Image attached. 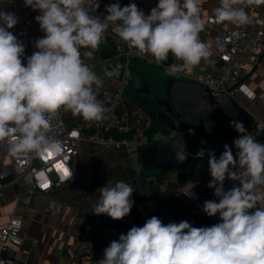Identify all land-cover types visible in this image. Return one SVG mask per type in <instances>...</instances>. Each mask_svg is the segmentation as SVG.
Segmentation results:
<instances>
[{
	"label": "clouds",
	"instance_id": "1",
	"mask_svg": "<svg viewBox=\"0 0 264 264\" xmlns=\"http://www.w3.org/2000/svg\"><path fill=\"white\" fill-rule=\"evenodd\" d=\"M254 3L264 0H220L215 20L245 25V8ZM24 6L40 12L35 20L45 33L35 41L38 51L26 66L21 59L25 45L8 30L18 17L0 10V143L6 142L14 156L59 154L61 144L49 133L52 119L62 112L86 121L104 118L105 108L94 91L103 81L84 62L81 49L91 58L110 26L120 40L157 64L169 53L182 61L170 67L171 73H190L212 55L199 38L205 27L200 0H158L147 15L135 3L122 7L116 2L106 6L103 19L90 15V8H99L98 0H24ZM230 126L240 134L233 142L237 151L234 155L225 144L218 159L209 151L208 187L218 202L207 200L202 208L208 217L219 215L221 222L210 227H193L188 221L165 225L152 216L110 242L98 264H264V143L248 134L242 121L232 120ZM187 155L177 156L178 162ZM198 155L203 157L204 150ZM39 175L43 179L44 173ZM72 178L67 169L60 175L61 181ZM226 178L239 186L225 190ZM133 191L124 180L99 188L93 213L123 219L134 205Z\"/></svg>",
	"mask_w": 264,
	"mask_h": 264
},
{
	"label": "built area",
	"instance_id": "2",
	"mask_svg": "<svg viewBox=\"0 0 264 264\" xmlns=\"http://www.w3.org/2000/svg\"><path fill=\"white\" fill-rule=\"evenodd\" d=\"M116 2H119L122 7L126 6L125 0H98V11L91 12L90 15L103 19L106 15V6ZM263 6L264 3L247 6L245 11L249 16V23L242 26L227 21L218 23L215 20L214 12H212L204 23L205 27L199 34V38L214 32L215 38L211 46L214 64L204 68L201 61L190 73L184 71L172 74L181 76L182 80L205 86L213 96L228 95L240 104L242 95L251 101H256L258 93L248 85L246 77L258 65L261 55L264 54V21L257 25L253 16ZM250 27L253 28L252 31ZM8 30L24 43L25 53L21 59L26 66L27 58L33 52L38 51L35 41L42 38L45 33L31 18ZM108 37L116 47V58L118 56L125 58L123 60L115 59L117 67H125L123 80L131 76L129 70L131 58L146 60L150 64L168 69L169 72L172 65L182 63L170 53L168 61L165 60L157 64L151 55H141L137 49L130 48L120 40L111 26ZM110 71L108 68L104 70L105 81L107 79L116 80L118 85L111 86L103 83L96 94L97 99L105 108L102 120L86 121L79 117L74 123H68L63 112L52 119V129L49 135L60 142L62 151L59 154L46 153L41 157L32 154L14 156L9 153L6 142L0 143V188L3 187L6 180L16 179L27 185L30 194L54 192L74 178L73 163L80 154L82 143L85 142L103 149L124 151L127 156H132L133 147L146 139V130L155 118L150 112L142 111L145 112L143 115L141 109H138L141 108L140 106L131 113L123 111L126 101L123 80L111 78ZM249 93L252 94L251 97ZM263 128L264 119H256L247 132L251 130V135L254 137ZM157 135H154V138ZM261 143H264V140ZM66 169L73 172V178L61 181L60 175ZM41 172L44 173L43 179L39 175ZM211 179L210 173H208L197 186H189L184 180L177 181L172 188L171 198L161 205H145L137 214L131 210L129 215L119 220L120 224L107 223L102 226L100 232L92 222L84 223L80 235L66 247L67 255L75 260L84 259L87 264H98V261L103 258V250L99 248L95 240L98 236L109 242L118 240L120 234H126L133 226H143L146 220L152 216L159 217L165 225L171 222L188 221L193 227H198L197 218L203 216L207 217L204 227L221 222L219 215L208 217L202 211L205 201L217 200L218 202V198L214 195V189L208 187ZM234 184L239 186V181H231L226 178L225 190L230 189ZM64 209L65 204L62 201H55L52 214L60 216ZM24 238L25 232L22 230L21 216L15 213L10 217L8 223L0 228V261L3 264H14L13 262H4L3 254L11 245H21Z\"/></svg>",
	"mask_w": 264,
	"mask_h": 264
},
{
	"label": "crops",
	"instance_id": "3",
	"mask_svg": "<svg viewBox=\"0 0 264 264\" xmlns=\"http://www.w3.org/2000/svg\"><path fill=\"white\" fill-rule=\"evenodd\" d=\"M126 5L129 3H135L140 10L146 15L150 14L152 8L156 7L158 0H125ZM220 4V0H200V15L204 23L207 21L208 16L214 12ZM99 9V8H98ZM96 8H90V13L98 11ZM0 10L14 13L18 17V23H22L24 20L31 18L35 24L39 26L35 17L40 15L39 11H33L30 7L24 6V0H0ZM256 24L259 25L264 21V6L253 15ZM252 31L253 28L250 27ZM109 29L105 33V38L102 42L107 41ZM215 38L214 32L210 35L200 38V40L206 43L211 51L212 42ZM82 59L89 65V67L100 77L103 83L110 84L111 86H117L116 80L107 79L105 81L104 70H113L117 68L115 59L123 60L124 56H118L113 49H106L99 47V50L95 51L94 55L89 58L83 55L87 49H81ZM144 61L145 65L150 64L146 60L131 58L129 64V70L131 73L130 83H133V73L140 72L135 68L136 61ZM214 64L212 55L207 61L202 60V67L206 68ZM201 68V66H199ZM150 78L157 80V78L148 71ZM145 77V76H144ZM149 88V79L146 78ZM178 80H182L181 78ZM248 85L258 93L256 101L249 100L246 96L240 97L241 104L251 113L253 119H264V54L261 55L259 63L253 68L250 75L246 77ZM95 87V86H94ZM168 92V86H165ZM99 88H94L97 92ZM168 98L158 99L157 107L146 108L143 104H139L135 101L131 102L127 95L124 104V112H133L138 108L140 111L150 112L154 118L162 121L163 118L159 114V109L163 107L165 114L168 111ZM145 112H142L144 115ZM68 123H74L80 116H74L71 112L63 113ZM164 121V120H163ZM94 150H109L118 153L120 158H128L124 151H116L112 149L99 148L91 143H82L80 154L75 158L73 163L74 173L76 172L74 179L70 182L59 187L52 193H35L30 194L28 187L20 180L8 179L4 182L2 188H0V228L5 226L10 217L17 213L22 219V230L25 232V238L23 243L19 246L11 245L3 254L2 260L4 262H13L14 264H87L86 260H75L69 257L66 253V247L71 245L75 238L80 235L82 226L87 214L91 212L93 207L98 203L99 192L98 189L89 188L87 186V180L85 176L78 173L77 166L87 165L94 160L92 153ZM132 157V156H131ZM116 164L118 158L111 157ZM199 160V159H198ZM116 161V162H115ZM108 162V160H107ZM197 160H193L189 163L187 169L197 167ZM77 167V168H75ZM76 169V171H75ZM165 179L159 184L157 181H150L149 186L145 185V193L142 198L134 201L132 211L138 213L145 205L157 206L164 203L172 195V188L177 181L184 180L183 171L176 169L168 170L161 173ZM208 174V173H207ZM207 174L203 175L206 176ZM91 178H101L99 174L91 176ZM201 179L194 182L196 185ZM95 182V181H94ZM154 185H153V184ZM149 189H147V188ZM156 193H159L157 196ZM55 201H62L65 204L64 212L60 216H54L52 209ZM96 219L98 224H120L119 220L115 221L107 215H98ZM207 217L203 216L197 218L198 227H204V223ZM101 250H104L109 246L110 242L105 238L98 236L95 239Z\"/></svg>",
	"mask_w": 264,
	"mask_h": 264
},
{
	"label": "water",
	"instance_id": "4",
	"mask_svg": "<svg viewBox=\"0 0 264 264\" xmlns=\"http://www.w3.org/2000/svg\"><path fill=\"white\" fill-rule=\"evenodd\" d=\"M124 66L110 71V77L123 80ZM134 88L137 93H148V82L140 72L133 73ZM168 111L161 107L159 114L168 122L178 136L166 144L156 147L154 164L160 171L176 169L184 171L193 160L208 158L214 151L218 159L240 134L230 126V121H242L248 130L253 125L251 113L238 101L228 95L213 96L208 88L195 82L178 80L168 88ZM204 150V156L198 153ZM187 155L184 162L177 156Z\"/></svg>",
	"mask_w": 264,
	"mask_h": 264
},
{
	"label": "rangeland",
	"instance_id": "5",
	"mask_svg": "<svg viewBox=\"0 0 264 264\" xmlns=\"http://www.w3.org/2000/svg\"><path fill=\"white\" fill-rule=\"evenodd\" d=\"M135 68L140 70L141 74L149 79V92L137 93L134 85L129 82V77H126L123 80V90L125 95H127V97L132 100L131 102L135 101L139 104H143L146 106V108H152L153 106L157 107L158 99L168 98L169 95L165 86L167 85L170 87L172 83L182 78L181 76L172 74L168 71V69H165L159 65H145L144 61L141 60L136 61ZM148 71L152 73L157 78V80L150 78ZM251 121L255 123V119L252 118ZM162 122L165 123V127L168 130V136H162L159 134L152 140L147 141L144 139L142 142L136 144L133 147L132 157L127 156L128 158L125 159L120 158L118 153L109 150H94L92 153L94 160H92L91 163L77 166L79 167L78 173H80V175L83 174L86 180L90 177L89 181L87 180L86 182L87 186L92 189L95 187L96 189H99L106 186L107 184L114 183L116 180H124L131 183L134 190H138L143 194L146 190L145 185L149 186L150 181L155 180L158 182L157 184L162 182V180L165 178H162V172L160 171L159 167L154 164L153 153L156 147L161 144L169 143L178 136V131L175 130L173 126H171L166 121L162 120ZM248 134H252L251 130L248 131ZM230 148L235 155L237 149L235 148L234 143H232ZM112 156H115V159L118 158V161H115L116 164L113 163L114 161L112 160L109 162V159H112ZM207 159L208 158H201L197 160V167L192 168L190 172L184 175L183 178L187 185H193L194 182L202 179L203 175L209 173ZM94 173L99 174L101 178H97V181L95 178H91ZM75 174L76 172L74 173V177H76ZM155 194L157 196L159 195V193L156 192ZM132 212L137 214L136 211Z\"/></svg>",
	"mask_w": 264,
	"mask_h": 264
},
{
	"label": "trees",
	"instance_id": "6",
	"mask_svg": "<svg viewBox=\"0 0 264 264\" xmlns=\"http://www.w3.org/2000/svg\"><path fill=\"white\" fill-rule=\"evenodd\" d=\"M100 46L103 47V48H106V49H113L114 53L115 54L117 53L116 47L114 45V42L110 38L107 41L102 42L100 44ZM169 55H170V53H169ZM169 58H170V56H168L167 61L169 60ZM167 131L168 130L165 127V123L164 122H162L160 120H157V119H154L151 122L150 127L146 130V140L148 141V140L154 139V135H157V134L158 135L161 134L162 136H168ZM121 135H123V134H121ZM254 138L257 141L262 142L264 140V128L261 131L257 132L256 135L254 136ZM188 172H190V169H185L183 171V174H187ZM161 176H163V175H161ZM206 176H204L202 179H204ZM198 183L196 185H194V186H197ZM142 196H143V194L140 193L138 190H134L133 193H132V199L134 201L139 200L140 198H142ZM171 196L172 195H170L169 198H171ZM93 209H94V207H93ZM93 209L91 210V212H89L87 214V217H85L84 223H86V222H92L97 227V231L100 232L102 226L105 225V224H102V225L101 224H98V222L96 220L98 218L97 217L98 215H95L93 213Z\"/></svg>",
	"mask_w": 264,
	"mask_h": 264
},
{
	"label": "snow or ice",
	"instance_id": "7",
	"mask_svg": "<svg viewBox=\"0 0 264 264\" xmlns=\"http://www.w3.org/2000/svg\"><path fill=\"white\" fill-rule=\"evenodd\" d=\"M44 186H47V185H44Z\"/></svg>",
	"mask_w": 264,
	"mask_h": 264
}]
</instances>
